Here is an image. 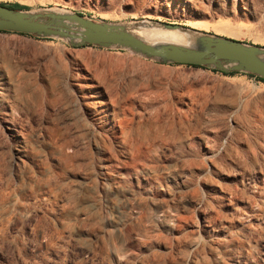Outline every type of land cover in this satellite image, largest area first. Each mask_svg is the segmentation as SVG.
<instances>
[{
  "label": "rangeland",
  "instance_id": "rangeland-1",
  "mask_svg": "<svg viewBox=\"0 0 264 264\" xmlns=\"http://www.w3.org/2000/svg\"><path fill=\"white\" fill-rule=\"evenodd\" d=\"M0 2L264 46V0ZM220 71L0 32V264H264V82Z\"/></svg>",
  "mask_w": 264,
  "mask_h": 264
},
{
  "label": "water",
  "instance_id": "water-1",
  "mask_svg": "<svg viewBox=\"0 0 264 264\" xmlns=\"http://www.w3.org/2000/svg\"><path fill=\"white\" fill-rule=\"evenodd\" d=\"M131 23V22H129ZM127 23L108 22L78 12L44 9L30 11L0 4V30L32 34L38 37H60L72 45H97L126 48L146 58L161 62L207 66L223 72L242 71L264 79V46L231 37L186 28L177 23H134L160 30L182 29L198 34L195 46L173 42L150 44L142 41Z\"/></svg>",
  "mask_w": 264,
  "mask_h": 264
},
{
  "label": "bare ground",
  "instance_id": "bare-ground-1",
  "mask_svg": "<svg viewBox=\"0 0 264 264\" xmlns=\"http://www.w3.org/2000/svg\"><path fill=\"white\" fill-rule=\"evenodd\" d=\"M125 27L129 28L130 31L132 33H134L137 37H139L142 41H145V42L150 43V44H157V43L165 42L163 40L164 38L161 39L159 35H166L167 36V34L169 32H175V31L187 34V36L189 37V38H185V37L176 38L175 42H177V44H182L185 46H195L196 40L198 38L197 33L191 32L188 30H182V29L160 30L158 28H148V27L143 28V27L135 25L134 23H127V24H125ZM169 39H170V36H169ZM168 41L169 40H167V42ZM259 56L264 59V52L260 53ZM81 72H84V76H82L81 73L80 74L78 73L79 76L77 78H78V81L80 82V83H78V88H79L80 93H82L81 94L82 104L85 106V109H87V111L89 112L92 119L96 123H98L100 127L104 128V126H107L111 130V137L119 138L120 135L117 136V134H118V130H120V126L118 125L119 123L115 124V121L113 122V120L111 119L110 112H109L110 111V109H109V103L110 102L108 103L107 101H104V100H95V98H98L99 95L88 93L89 92L87 90L88 88H90L91 86H96L95 84L89 86L88 81L90 80L93 83H95L96 78L92 77L89 72H87V71L85 72L83 69H81ZM0 81H2V80L0 79ZM99 85H101V84H98V86Z\"/></svg>",
  "mask_w": 264,
  "mask_h": 264
},
{
  "label": "trees",
  "instance_id": "trees-1",
  "mask_svg": "<svg viewBox=\"0 0 264 264\" xmlns=\"http://www.w3.org/2000/svg\"><path fill=\"white\" fill-rule=\"evenodd\" d=\"M0 4L6 5V6H9V7H12V8H19V9H25L26 8V6H24V5L20 4V3H4V2H0ZM0 32H6V31L0 30ZM194 66H199V65H194ZM220 72H222L223 74L235 73L234 71H229V72L220 71ZM247 74L249 76H251V77H254L257 80H260V81L264 82V79L259 77V76H255V75H252V74H249V73H247Z\"/></svg>",
  "mask_w": 264,
  "mask_h": 264
}]
</instances>
